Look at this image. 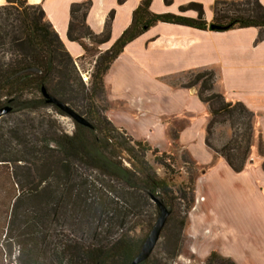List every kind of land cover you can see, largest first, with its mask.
<instances>
[{
  "label": "trees",
  "instance_id": "16d2710c",
  "mask_svg": "<svg viewBox=\"0 0 264 264\" xmlns=\"http://www.w3.org/2000/svg\"><path fill=\"white\" fill-rule=\"evenodd\" d=\"M153 1L142 0L131 25L106 51L99 47L111 39L114 11L104 32L97 34L87 23L92 0L72 4L68 39L84 51L79 62L94 61L89 87L82 80L79 62L42 5L6 0L7 4L0 6V109L10 105L8 114L51 109L65 115L47 103L44 89L94 125L89 128L73 120L75 128L69 134L49 118L34 128V124L24 123L6 140L12 152L0 158V173L9 168L6 165L16 169L7 172L15 180L8 192L11 197L6 196L3 202L0 199V211L5 212L0 217V264L7 261L3 249L14 232L22 238L20 264H47V260L49 264H131L145 240L135 241L134 219L146 215L148 234L159 216L152 195L172 211L161 235L164 253L170 259L180 254L195 202L196 178L176 182L173 155L135 139L109 119L106 75L128 44L161 23L214 32L257 28V41H262L264 4L260 0H216L213 18L208 21L201 3L181 7V11L197 12L196 17H186L155 13ZM216 79L214 70H204L188 87L200 84L198 97L209 109L206 145L239 173L250 157L254 113L240 101H227L215 90ZM225 123L230 124L233 136L218 148L212 142L214 130ZM259 150L264 156L262 139ZM148 156L165 169V178L159 176ZM21 168L24 171L17 176L16 170ZM2 193L0 189V196ZM141 264L166 263L153 252ZM205 264L237 263L212 251Z\"/></svg>",
  "mask_w": 264,
  "mask_h": 264
},
{
  "label": "crops",
  "instance_id": "0c3cea01",
  "mask_svg": "<svg viewBox=\"0 0 264 264\" xmlns=\"http://www.w3.org/2000/svg\"><path fill=\"white\" fill-rule=\"evenodd\" d=\"M84 1L29 0L30 4L42 5L68 51L78 62L79 58L84 55V51L78 43L68 39V30L72 4L83 3ZM186 1L200 2L205 9L208 6L212 7L213 12V5L216 0ZM260 1L264 4V0ZM92 2V8L87 16V23L97 34L104 32L109 15L114 11L111 39L108 43L99 47L100 50L106 51L131 25L133 13L142 0H123L121 3L119 0H92ZM156 3L157 0H154L152 5L155 6ZM4 4H6V0L0 2V6ZM155 27L157 25L127 45L106 75V92L107 87L111 84L114 85V88H117L116 90H134L140 85V82L136 79L137 74L140 72L152 74L153 76L145 78V83L168 85L158 79L164 75L162 64L166 58L170 62L184 61L183 66H179L177 70L185 67L199 68L192 62L194 58L203 56H212V59L206 60L216 62L214 66L221 65L220 68L223 70V73L221 70L219 72L222 77L221 86L222 88L226 87L228 90L225 92L222 89L225 92V98L230 102H242L254 113V139L256 138L258 141V148L257 150L251 148L245 169L237 173L223 157L208 148L205 142V130L204 142L200 150L201 158L195 161L198 166L202 167V171L196 177L195 204L190 212L188 227H186V237L190 241L188 250L201 264H205L212 251H217L221 255L233 259L237 264H264V156L260 154L259 150L261 139L264 144V126L261 124L264 111L260 108L256 109L244 97L239 96L236 85L239 76L251 77L250 80L260 84L256 88L260 90V95L264 96V40L257 41L260 30L245 28L216 32L218 36H212L214 41L210 40L211 42L209 41L207 47L195 44L191 56L181 55L179 59L173 61L166 53L159 55V58H157V55L153 53L141 51L149 40L151 30ZM222 36H226V38L221 40ZM142 57H146V61L150 62V66L146 67L148 69L138 66V61ZM206 67L212 66L203 68ZM88 71H91V69ZM169 73H171V70H169ZM108 93L110 97V92L108 91ZM187 93L190 94L188 91ZM153 95H156V93ZM190 95H196L200 103L206 106L199 99L198 93ZM110 108H108L107 115L116 126L125 129L135 139L145 140L159 149L160 146L152 141L159 124H169L168 128L174 142L180 141L182 138L179 128H177L178 131L174 130L178 126L172 122L170 115H160L158 122L147 124L141 135H138L136 132L139 131L136 129H130L125 123L116 121L112 117ZM209 118L206 122V128ZM174 135L177 136L176 139ZM233 189H237V193H234Z\"/></svg>",
  "mask_w": 264,
  "mask_h": 264
},
{
  "label": "rangeland",
  "instance_id": "374dc122",
  "mask_svg": "<svg viewBox=\"0 0 264 264\" xmlns=\"http://www.w3.org/2000/svg\"><path fill=\"white\" fill-rule=\"evenodd\" d=\"M193 2L197 1L157 0L155 6L152 5L151 9L153 12L160 14L174 13L186 17H196L197 12L194 10L181 11V7H188L189 4ZM204 10L207 20L211 21L213 16L212 7L208 6L207 9L204 8ZM216 35L217 34L214 31H199L180 25L161 23L151 30L149 40L141 51L153 53L157 55V58H159V55L166 53L171 60L174 61L179 59L181 55L191 56L195 44L207 47L210 40L214 41V37L212 36ZM225 38L226 36H222L221 40H224ZM206 59H212V56L194 58L192 63H194L195 66H199V68L185 67L177 70L179 66H183L184 61L170 62L166 58L162 64L164 75L158 79L168 85L145 83V78L153 76L152 74L140 72L136 76L140 85L134 90H116L117 88H114V85L112 84L107 87L108 108L111 107L110 111L112 117H114L119 123H125L130 129L134 128L139 131L136 132L138 135H141V132L147 124L158 122L160 115H170V118L173 120L172 122L178 126L175 127L174 130L178 131L177 128H179V133L182 135L180 141H173L168 128V123H164L163 125L158 123L159 127L152 140L160 146L162 151L175 157L176 163L174 168L175 171L178 172V175H175L176 182H188L190 177L196 178L202 171V167L198 166L195 161L200 160L201 158L200 150L204 142L206 122L209 118L207 105L205 106L201 104L196 95H190L198 93L200 84L191 88L188 86L192 84L194 77H196L198 73L213 68L212 70L215 69L214 71L217 77L215 90L223 93V95L228 91L226 87L222 88L221 86L222 77L219 75L220 70L223 73V70L220 68L221 65L214 66L216 62ZM138 62V66L141 68L150 66V62L146 61V57H142ZM90 63L92 64L91 66ZM205 66L212 67L203 68ZM79 67L80 72L88 77L87 81H85L81 74L83 82L89 87L91 81L90 76L94 70V61H81L79 62ZM90 69L91 71H88ZM169 70H171V73H169ZM250 78L251 77L247 78L246 76L238 77V83L236 85L238 87L239 96L244 97L251 106L254 105L256 109L260 108V110L264 111V96H262V94L260 95V90L256 88L260 84L255 83L254 80H250ZM169 85L172 88H169ZM182 89L187 90L190 94ZM222 89H224L225 92H223ZM108 91L110 92V97ZM154 93H156V95H153ZM49 118L57 120L58 125L64 132L69 134L73 133L75 128L73 120L65 115L57 114L51 109H42L37 113H14L3 116V118L0 119V158L4 157L9 152H12L9 146L6 145V140L9 139L11 135H15L16 128L25 126L23 124L26 122L34 124V126L31 127L34 128L38 126V123L41 121L46 123ZM261 124L264 126V118H262ZM232 136L233 131L229 123L217 125L214 130L212 142L216 147L221 148L223 145L229 143ZM252 143L253 150H257V139H253ZM148 158L150 162L154 164L159 176L165 178V169L162 166L155 164L154 159L151 156H148ZM6 166H9V168L3 166L4 173H0V189L3 190V193L0 196L2 202L6 196L8 198L11 197V194L8 192L13 188V182L15 181L10 179L7 172L9 171L11 174L16 169V166ZM21 170L22 168L16 170L17 176H20ZM236 190L237 189H233L232 191L237 193ZM4 215L5 212L1 213L0 211V217L3 218ZM146 220V215L134 219L133 225L136 226V232L132 233V235L136 237L135 241L138 239L141 241V239L147 238L149 233L145 234L147 226ZM186 227H188V222ZM186 227L184 229V240L179 255L173 259L166 257V254L164 253V241L161 238V240H159L160 242H158V244L161 243V246L157 247V244L154 250V255L163 258V262L166 264H201V262L198 261V259H196L188 250V244L190 241L186 237ZM11 237L12 239L8 241V244L4 245L3 256L5 259L7 258V261H4V263L20 264L19 256L21 255V247L19 242L22 238H20L16 232L12 233ZM46 263L49 264V260H47Z\"/></svg>",
  "mask_w": 264,
  "mask_h": 264
},
{
  "label": "water",
  "instance_id": "95a60500",
  "mask_svg": "<svg viewBox=\"0 0 264 264\" xmlns=\"http://www.w3.org/2000/svg\"><path fill=\"white\" fill-rule=\"evenodd\" d=\"M43 93L47 98V103L51 105H55L58 107L65 116L71 118L75 122L79 124H83L88 126L89 128H94V125L87 120L84 116L77 113L72 107H70L65 102L59 100L58 98L49 95L46 90L43 89ZM12 111V107L10 105H6L0 109V119L10 113ZM151 200L158 206L159 216L150 230L147 238L145 239L140 251L135 256L131 264H141L146 261L154 252L163 232V229L172 213V211L167 207L165 202H163L160 198L155 195L151 196Z\"/></svg>",
  "mask_w": 264,
  "mask_h": 264
},
{
  "label": "built area",
  "instance_id": "2783aa9c",
  "mask_svg": "<svg viewBox=\"0 0 264 264\" xmlns=\"http://www.w3.org/2000/svg\"><path fill=\"white\" fill-rule=\"evenodd\" d=\"M85 81H87L88 77L85 74H82Z\"/></svg>",
  "mask_w": 264,
  "mask_h": 264
},
{
  "label": "snow or ice",
  "instance_id": "6c2138e0",
  "mask_svg": "<svg viewBox=\"0 0 264 264\" xmlns=\"http://www.w3.org/2000/svg\"><path fill=\"white\" fill-rule=\"evenodd\" d=\"M0 2H2V0H0Z\"/></svg>",
  "mask_w": 264,
  "mask_h": 264
}]
</instances>
